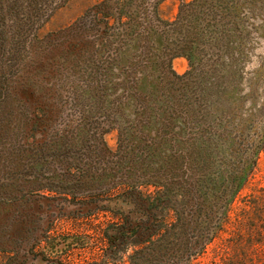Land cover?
Masks as SVG:
<instances>
[{
  "label": "trees",
  "instance_id": "trees-1",
  "mask_svg": "<svg viewBox=\"0 0 264 264\" xmlns=\"http://www.w3.org/2000/svg\"><path fill=\"white\" fill-rule=\"evenodd\" d=\"M69 1L0 0L2 264H73L78 247V264H194L213 246L223 261L264 247V106L245 113L243 95L262 80L245 69L264 0H101L41 37Z\"/></svg>",
  "mask_w": 264,
  "mask_h": 264
},
{
  "label": "rangeland",
  "instance_id": "rangeland-1",
  "mask_svg": "<svg viewBox=\"0 0 264 264\" xmlns=\"http://www.w3.org/2000/svg\"><path fill=\"white\" fill-rule=\"evenodd\" d=\"M101 0H71L63 7L59 8L53 16L49 19V21L44 25V27L40 30L39 35L41 37L46 36L51 32H56L60 29H63L79 18H81L84 14H86L94 5H96ZM180 3L178 1H168L163 5L162 13L165 18L173 19L176 17L178 13ZM258 23H260L258 21ZM262 34H258V37H255L254 40L256 43L255 50L252 52V58L250 63L247 65L245 69V73L247 74V78L252 77L255 73H261V83L256 85L255 96L251 98V88L249 85H246L244 96H248V99L244 102L245 113H250L252 109L257 106V108H262L264 106V31ZM174 68L179 74H184L189 69V63L184 58H179L174 61ZM109 143L112 147L116 146V136L110 135L108 137ZM254 178L252 180L253 185L264 186V153L261 155L258 166L253 174ZM251 186V187H252ZM247 188L243 192V196L250 195L252 193V189ZM48 223V222H47ZM77 226V225H76ZM75 225L72 223H67L66 227L62 229L60 235L65 237H72L73 233L75 234ZM63 237L53 239L57 243L62 240ZM71 239V238H70ZM213 246L209 253L199 259V261L194 264H264V247L258 248L257 252L252 253L251 249H238L237 251H233V254L238 256L235 261L230 259L229 261L221 260V257L217 256ZM68 259H72L73 264L81 263V248H75L74 251L68 252ZM65 254V255H67ZM8 255L2 253L0 254V264L4 263ZM238 261V263H236ZM27 264H45L42 260L33 261L32 258H29V262Z\"/></svg>",
  "mask_w": 264,
  "mask_h": 264
}]
</instances>
